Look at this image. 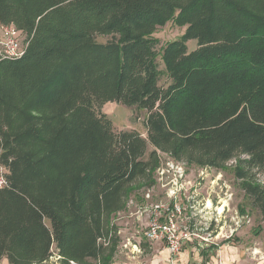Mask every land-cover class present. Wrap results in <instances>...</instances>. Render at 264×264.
Returning <instances> with one entry per match:
<instances>
[{
  "label": "trees",
  "instance_id": "trees-1",
  "mask_svg": "<svg viewBox=\"0 0 264 264\" xmlns=\"http://www.w3.org/2000/svg\"><path fill=\"white\" fill-rule=\"evenodd\" d=\"M170 21L185 29L158 47ZM9 24L27 46L0 54V260L111 264L113 216L143 201L156 150L187 166L235 160L239 211L264 222V0H0ZM107 102L145 110L146 136L116 131Z\"/></svg>",
  "mask_w": 264,
  "mask_h": 264
},
{
  "label": "rangeland",
  "instance_id": "rangeland-1",
  "mask_svg": "<svg viewBox=\"0 0 264 264\" xmlns=\"http://www.w3.org/2000/svg\"><path fill=\"white\" fill-rule=\"evenodd\" d=\"M184 29V26H176L170 21L164 26L158 27L152 36L158 39L159 47L169 40L178 38ZM105 39L104 36H97L98 41ZM196 46L195 39L187 41L189 51L194 50ZM157 60L162 72L160 77V83H162L166 80V75L159 57ZM101 111L112 120L116 131L135 129L142 136H146L144 120L147 113L145 110L107 102L102 106ZM150 150L148 148L147 153ZM156 154L157 167L161 169L159 174H156V170L154 171V183L138 193L139 198H143V201L137 202L134 197H130L125 207L113 216V222L117 226L116 233L120 236L114 256L115 261L118 263L130 262V264H161L156 260L167 257L173 260L172 263L166 261L169 264H183L185 260L180 261V253L186 249L189 255L188 264H191L190 260H193L191 258L194 253L190 251L191 247H196L197 253H200L202 248L203 250L209 249L210 245L214 244L218 245V248L211 253L214 258H210L209 253L207 259L211 264H230L220 253L224 248H232L233 251L239 250V255L244 260L243 264H264V222L260 219L259 212L251 209L249 204L243 213L239 211L246 201L239 180L234 175L235 160L227 162L222 168L196 167L185 164V176L182 179H176L172 172L163 168L169 153L156 150ZM240 158L245 159L246 157L241 155ZM257 172L254 170L252 173L256 175ZM2 173H4V168L0 166V174ZM258 178L260 184L263 185L264 175H259ZM173 190L177 196L173 200V204L180 209L178 226H180V230L192 234L193 244L185 243L181 252L172 256L166 249H163L165 248L163 242L151 244L147 242L143 237V230L150 215L149 210L144 209L145 206L158 202L162 203L163 208L170 206L171 200L167 195L171 194ZM146 194L149 196L146 197ZM224 201V210L219 213L217 208ZM226 239H229V242L222 245L221 243ZM58 258L54 253L43 264H58ZM89 263L94 264V261Z\"/></svg>",
  "mask_w": 264,
  "mask_h": 264
},
{
  "label": "built area",
  "instance_id": "built-area-1",
  "mask_svg": "<svg viewBox=\"0 0 264 264\" xmlns=\"http://www.w3.org/2000/svg\"><path fill=\"white\" fill-rule=\"evenodd\" d=\"M23 35L13 24L1 26L0 54L3 58L12 59L22 56L27 46V41L24 39L25 35L24 37ZM168 156L163 168H166L168 172H172L176 179H182L185 176V164L181 161H175L170 155ZM160 169L158 167L155 169L156 174H159ZM6 184L7 180L2 173L0 174V188ZM148 196L149 194H146V197ZM167 196L171 200L168 207L163 208L161 202L150 203L145 206L144 209H148L150 215L143 230V237L149 243L163 242L168 254L173 256L181 252L185 243H193V236L190 232L180 230V226H178L180 209L173 204V200L177 197L174 190ZM70 263L73 264V262Z\"/></svg>",
  "mask_w": 264,
  "mask_h": 264
},
{
  "label": "crops",
  "instance_id": "crops-1",
  "mask_svg": "<svg viewBox=\"0 0 264 264\" xmlns=\"http://www.w3.org/2000/svg\"><path fill=\"white\" fill-rule=\"evenodd\" d=\"M209 203V202H208ZM211 203V202H210ZM229 242V239H226V240H224L221 244L222 245H224V244H226V243H228ZM151 244V243H150ZM193 244V243H192ZM218 245H214V244H212V245H210V248L209 247H207V248H209V249H205V250H203V248L200 250V253H197L198 251L196 250L197 248L196 247H191L192 248V250H190V251H193L192 253V258L191 259H193V260H190L191 261V264H202V263H204V264H211V263H209L208 261H207V259H208V257H209V253H210V258H214V255L213 254H211L212 253V251L213 250H215V249H217L218 247H217ZM163 249H165V248H163ZM163 251H165V250H163ZM167 251V250H166ZM239 250H232V248H224L223 250H222V252L220 251V253H222L223 254V257L225 258V260H227L228 262L227 263H230V264H243L242 262L244 261L241 257H240V255H239V252H238ZM181 254V256H180V261L182 262V261H184L185 260V262L183 263V264H188L189 263V255H188V251L185 249L183 252H181L180 253ZM200 254V255H199ZM200 256V257H199ZM166 261H169V262H173V260H170V259H168L167 257L166 258H164V257H161V258H159L158 260H156V262L158 263V262H160L161 264H169L168 262H166ZM230 261H232V262H230ZM0 264H8V261L5 259V258H3V259H1L0 260ZM111 264H130V262H124V263H118V262H116L115 261V259H113V261H112V263ZM177 264V263H176Z\"/></svg>",
  "mask_w": 264,
  "mask_h": 264
},
{
  "label": "bare ground",
  "instance_id": "bare-ground-1",
  "mask_svg": "<svg viewBox=\"0 0 264 264\" xmlns=\"http://www.w3.org/2000/svg\"><path fill=\"white\" fill-rule=\"evenodd\" d=\"M210 205H211V203H210ZM208 206H209V203H208ZM224 206H225V201H224V203L221 206H219L217 208V210H218L219 213H221L224 210Z\"/></svg>",
  "mask_w": 264,
  "mask_h": 264
}]
</instances>
